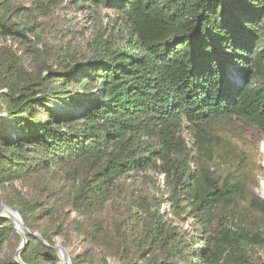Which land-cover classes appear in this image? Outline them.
Segmentation results:
<instances>
[{"label": "trees", "instance_id": "16d2710c", "mask_svg": "<svg viewBox=\"0 0 264 264\" xmlns=\"http://www.w3.org/2000/svg\"><path fill=\"white\" fill-rule=\"evenodd\" d=\"M87 1L118 16L124 42L113 49L97 40L90 59L59 64L64 70L55 73L27 68L34 33L19 19L30 13L0 0V41L24 51L19 58L0 49V190L21 183L37 191L36 183L50 177L43 200L4 201L49 245L30 237L22 263H57L54 238L65 236L68 210L82 220L77 233L91 244L108 243L114 256L129 253L131 241L147 247L139 255L150 253L143 264H168L169 258L251 264L245 246L264 239L233 210L247 201L263 211V203L240 164L242 151L214 129L240 121L264 135V0ZM182 125L190 149L176 136ZM149 166L164 174L175 219L191 218L207 233L228 211L236 230L222 227L201 247L190 244L163 220L157 199H136L138 211L123 221L109 215V202L127 186L123 179ZM130 219L142 224L140 239ZM13 234L12 223L0 218V253ZM0 264L17 263L0 258Z\"/></svg>", "mask_w": 264, "mask_h": 264}, {"label": "rangeland", "instance_id": "374dc122", "mask_svg": "<svg viewBox=\"0 0 264 264\" xmlns=\"http://www.w3.org/2000/svg\"><path fill=\"white\" fill-rule=\"evenodd\" d=\"M8 2L11 7H21L23 12L30 13L28 17L19 19L21 24L33 27L34 34L29 36V42L31 47L36 50L35 53H31L30 58L25 56L29 60L25 61L29 70L32 67L42 69L46 66L53 72L60 73L64 68L59 64L73 65L75 61L82 62L90 59L97 40L101 39L107 42L108 45H112L113 49L120 48L124 42L125 28L118 16L110 10L93 6L87 0H8ZM28 10L30 12H26ZM4 48L10 49L19 58L24 55L22 46L14 44L10 40L0 41V49ZM54 107L62 111L72 110L71 106H65V104L54 103ZM2 117L4 114L0 113V118ZM214 133L227 138L235 151H242L240 158L243 160L240 164H245L248 167L249 180H253L250 186L251 191L263 203V211L254 208L250 202L243 201L234 208L233 214L240 213L247 216L246 220L248 224L250 223L252 233H259L264 239V135L240 121H236L232 127H229V124H224L222 129L215 128ZM176 136L186 142L188 149L191 148L192 141L185 126L182 125L177 129ZM150 144H152L151 141ZM156 164L159 166L160 161L157 160ZM49 178L46 177L36 183L37 191L35 185H22L21 183H15L6 190H0V208L6 206L16 211L4 203L7 200L19 201L21 198L31 199L35 196L39 198L38 200H43L46 193L44 189L47 187ZM123 182L127 186L114 194L108 209V214L119 221H123L128 213L132 216L138 211L135 204L136 199L148 198L151 201L154 199L159 201L157 209L163 220L167 225L178 229L181 239L190 244L192 240L199 241L198 247L203 245L210 233H214L222 227L236 230L235 216H232L228 211L221 212L210 225L206 226L207 233H204L206 228L203 225L197 224L191 218H187L186 221L175 219L166 199L164 174L153 166L123 179ZM62 217L67 222V232L65 236L63 234L55 237L54 243L55 246L58 245L65 250L71 264H143L145 259L150 257V253L147 252L144 259H139L141 250L147 247L144 246V243L137 245L131 241L132 247L129 253L123 256H114L108 252L110 247L108 243L94 242L91 244L84 236L77 233V230L82 229V220L75 213L66 210ZM142 217L147 220L145 215ZM130 224L135 231L134 237L140 239L143 235L142 224L137 219H130ZM49 231L53 234L54 228ZM29 232L36 233L31 230ZM15 234L10 236L5 248L0 253V258L2 260L13 259L17 264H20L16 254L21 245V236L16 231ZM54 247L57 263L52 264H63L59 251ZM245 247H247L246 256L251 264H264V242ZM162 253L161 251L157 253L160 261ZM167 261L168 264H181L175 258H169Z\"/></svg>", "mask_w": 264, "mask_h": 264}, {"label": "water", "instance_id": "95a60500", "mask_svg": "<svg viewBox=\"0 0 264 264\" xmlns=\"http://www.w3.org/2000/svg\"><path fill=\"white\" fill-rule=\"evenodd\" d=\"M2 118H0V120H2ZM0 218H4L9 220L12 225L14 230L21 236V245L19 246L18 250H17V259L19 261L20 264H23L22 261L19 258V255L24 251L26 245L28 244V237H32L36 240H39L40 242H42L44 245H46V243L43 241V239L36 233H30L28 228L24 225L19 213L17 211H13L10 208L6 207V206H2L0 208ZM19 224L20 229L17 228L16 224ZM47 246V245H46ZM55 250H58L61 257H62V261L63 264H71L68 254L65 252V250L56 245L54 247Z\"/></svg>", "mask_w": 264, "mask_h": 264}, {"label": "bare ground", "instance_id": "6f19581e", "mask_svg": "<svg viewBox=\"0 0 264 264\" xmlns=\"http://www.w3.org/2000/svg\"><path fill=\"white\" fill-rule=\"evenodd\" d=\"M0 121H1V120H0ZM16 226H17V228H18V229H20V226H19V224H18V223L16 224Z\"/></svg>", "mask_w": 264, "mask_h": 264}]
</instances>
